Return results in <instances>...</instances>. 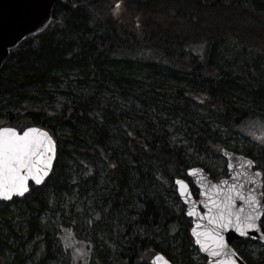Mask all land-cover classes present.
I'll list each match as a JSON object with an SVG mask.
<instances>
[{
	"label": "trees",
	"instance_id": "trees-1",
	"mask_svg": "<svg viewBox=\"0 0 264 264\" xmlns=\"http://www.w3.org/2000/svg\"><path fill=\"white\" fill-rule=\"evenodd\" d=\"M116 2L61 0L48 30L12 51L0 71V127H40L57 143L50 178L13 203L28 208L31 238L41 208L27 198L61 186L64 160L75 154L87 173L79 182L100 173L103 192L96 194L109 207L88 215L82 228L72 225L85 244L82 258L150 264L143 255L155 250L172 264H191L190 222L173 213L156 175L173 183L202 167L216 180L204 162L186 157L188 148L202 154L216 142L264 171V146L248 134L264 120V0H120L115 9ZM239 137L251 146L230 143ZM43 233L45 251L33 264H51L67 251L57 233ZM21 238L11 264H24ZM250 242L233 246L257 264L241 249Z\"/></svg>",
	"mask_w": 264,
	"mask_h": 264
},
{
	"label": "snow or ice",
	"instance_id": "snow-or-ice-1",
	"mask_svg": "<svg viewBox=\"0 0 264 264\" xmlns=\"http://www.w3.org/2000/svg\"><path fill=\"white\" fill-rule=\"evenodd\" d=\"M120 8V0L114 5ZM227 156L226 150H221ZM55 156V141L47 131L36 127L18 130L15 127H0V201H12L14 197H24L29 193V181L34 185L44 182L51 169ZM231 183L222 180L218 184H208L204 207L207 209V224L197 225L192 230L199 251L205 253L210 264H243L242 258L225 239L228 230H234L241 236L250 237L259 233L264 240V171L254 170L255 164L249 159L230 158L227 162ZM200 169H191L190 175L196 177ZM246 181L252 187L241 182ZM180 197L192 205L189 216H196L195 201L191 200L188 184L176 179ZM203 187V183H201ZM237 200L242 204L238 207ZM203 220L204 216H197ZM71 245L66 244V248ZM83 256V250L75 249ZM86 264V262H85ZM151 264H170L169 260L157 253Z\"/></svg>",
	"mask_w": 264,
	"mask_h": 264
},
{
	"label": "rangeland",
	"instance_id": "rangeland-1",
	"mask_svg": "<svg viewBox=\"0 0 264 264\" xmlns=\"http://www.w3.org/2000/svg\"><path fill=\"white\" fill-rule=\"evenodd\" d=\"M261 116H263L264 119V115L261 114ZM260 120H257L252 124V127L248 130V134L254 142L264 146V120ZM218 135H216V138L219 140L221 136ZM176 140L181 142L184 141L182 144L185 147L188 146L187 140H185L180 134H176ZM230 143L232 145L246 144L251 146L250 142L245 141L241 137L231 138ZM222 148H224L222 143L216 142L214 145H211L210 148L205 150V153L201 154L194 147H191L188 148L186 157L187 159L204 162L212 170L216 180H219L223 178L221 175L223 174L224 169L226 170V161L219 155V151ZM72 155H74L75 158H79L75 154ZM74 156H67V159L64 160L66 163L63 170V178L65 179V182L61 183V186L59 185L55 187L53 184L46 187L44 186L42 191L36 194V199L31 200L30 198H27L28 202L30 201L29 203H32L36 209L39 207L41 208L39 209V214L36 218L39 230H36L31 238L25 235L28 227V223L26 222L29 214L28 208L21 202L0 204V244L1 256L5 264H11L14 261L15 254L13 253L12 248L18 236L22 237L21 240H23L22 255L24 257V264L38 262L45 251L43 232L48 231L51 233H57L61 244L67 250L65 255L62 254L57 261L52 262L51 264H67L68 261H71L72 264H85V262L86 264H97L94 259H91L88 263V253L87 256L82 258V256L77 255L75 252V249L82 250L83 245L85 244L81 242L80 238L74 235L72 225L74 224L79 228H82L87 216L94 213L96 209L105 212L108 211L107 209L109 207L105 206V203H103L102 199L96 194L98 189L101 193L103 192L101 189V186L103 185V177L98 173L95 182H89L82 186L79 182L78 175L82 173L83 177L84 175H87V173L84 172V170L82 171L78 169ZM156 176L164 185L163 190L165 192V199L172 208L173 213L175 215H185V206L177 195L174 183H171L168 177L162 173H159ZM193 194L197 196L198 191L193 189ZM3 210L6 215H2ZM8 226H10V228ZM24 227L25 229H23ZM18 230H23V233ZM101 234L102 233L99 232L97 235L99 241L102 242L103 240L104 244L109 246L111 240L106 241L105 237H101ZM173 241L174 244L172 246L173 249L175 248L176 250V252L174 250L173 253H177V244L182 241V238H177V240ZM58 244L59 243H56V246H58ZM66 244L71 246L66 248ZM241 249L254 263L258 262L257 264H264V247L260 243L250 242L243 244ZM156 254L157 252L155 250H149L144 253L143 257L146 261L150 262ZM201 257L202 256L198 250L192 251L190 256L191 264H203ZM204 264H206V262Z\"/></svg>",
	"mask_w": 264,
	"mask_h": 264
},
{
	"label": "water",
	"instance_id": "water-1",
	"mask_svg": "<svg viewBox=\"0 0 264 264\" xmlns=\"http://www.w3.org/2000/svg\"><path fill=\"white\" fill-rule=\"evenodd\" d=\"M60 2L61 0H0V71L2 70L6 61L9 59L12 51H15L17 48H19L25 40L40 36L41 34H43L48 30L49 26L53 21L54 8ZM39 129L43 131H47L43 128H39ZM49 135L51 136L50 133ZM221 150H226L227 156L223 155ZM221 150L219 152V155L226 160V163L230 158H240V159L246 158L252 160L248 157H245L241 154H237L225 148H222ZM56 158H57V145L55 142V156L52 160L51 169L49 171L48 176L45 177L44 182L40 185H34L31 181H29L30 190L32 187L34 188L41 187L46 183V181L50 178V176L53 173ZM191 169H200L202 170V172L198 173L196 177H193L192 175L189 174ZM230 176L231 173L227 168V177L217 182H214L213 180L210 179V175L203 168L192 167L186 170V179L181 177H176L174 179V185L176 187L177 195L180 201L182 202V204L185 206V216L187 219L191 221L189 235L194 243V246L198 249V251H199V246L195 243V237L192 235V230L197 229V231H200L201 229L197 228V225L199 224L203 226L207 224V216H206L207 209L204 207V202L207 197L206 195H200V192L206 191L209 183L218 184L222 180H228L229 183H231L232 181L230 179ZM176 179H182L188 184V190L191 192V200L196 202L195 203V209L197 213L196 216L188 215V211L192 207V205L186 203L180 197L179 192L177 191L178 186L175 184ZM188 180L191 181L193 187L198 190L197 198L193 195L191 190V185ZM241 182L245 183L246 187H252V185L247 184V182L244 180H242ZM201 183H203V187H201ZM28 194L29 193H26L24 197H14L13 199H22L28 196ZM0 202L8 203L11 201H0ZM241 204L242 202L237 200V206L239 207ZM197 216H204V219L198 220ZM224 235L226 241L233 250H235L233 244L235 242H242V241L258 242L264 247V240L259 239L260 236L259 233L250 232L249 236L250 237L254 236L256 237L255 239L241 236L239 233L231 229L228 230ZM199 253L205 258V253L201 251H199ZM163 256L167 259L165 255ZM152 259L150 260V264ZM242 261L243 264H247L243 258ZM170 264L172 263L170 262ZM206 264H210V258L209 260L206 261Z\"/></svg>",
	"mask_w": 264,
	"mask_h": 264
},
{
	"label": "bare ground",
	"instance_id": "bare-ground-1",
	"mask_svg": "<svg viewBox=\"0 0 264 264\" xmlns=\"http://www.w3.org/2000/svg\"><path fill=\"white\" fill-rule=\"evenodd\" d=\"M226 149V148H225Z\"/></svg>",
	"mask_w": 264,
	"mask_h": 264
}]
</instances>
